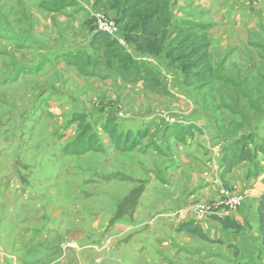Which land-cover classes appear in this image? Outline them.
Wrapping results in <instances>:
<instances>
[{
    "label": "rangeland",
    "instance_id": "rangeland-1",
    "mask_svg": "<svg viewBox=\"0 0 264 264\" xmlns=\"http://www.w3.org/2000/svg\"><path fill=\"white\" fill-rule=\"evenodd\" d=\"M96 1L0 0V232L17 216L15 202L24 205L26 215L39 211L37 204L52 206L59 222L66 220L77 232H84L85 224L93 236L66 242L64 250L97 253L105 249L103 239L110 238L121 246L112 263L127 264L132 252L136 260L142 246L149 248L160 228V219L151 220L168 213L172 205L163 204L168 187L150 185L149 170L155 169H149L152 160L146 156L148 124L137 125L149 117V95L140 87L124 94L121 84L134 85L143 78L149 89V64L137 61V55H156L171 63L207 38L204 29L191 24L178 38L187 37L182 49L177 50L180 44H172L173 34L161 28L148 39L133 41L124 27L122 35L120 23L107 8H95ZM171 1L177 9L176 0ZM97 14L119 25L117 41L94 30ZM194 73L184 76L183 91L209 108L220 94L208 95L212 85L203 82L208 84L209 78ZM218 98L220 103L226 99ZM161 115L157 111L153 119L163 121ZM125 119L134 126H127ZM250 143L253 149L256 143ZM254 159L250 156L248 161ZM150 193L154 198L149 199ZM108 219V229L115 227L119 237L105 231Z\"/></svg>",
    "mask_w": 264,
    "mask_h": 264
},
{
    "label": "crops",
    "instance_id": "crops-1",
    "mask_svg": "<svg viewBox=\"0 0 264 264\" xmlns=\"http://www.w3.org/2000/svg\"><path fill=\"white\" fill-rule=\"evenodd\" d=\"M186 1L191 0H176L177 9L171 0L96 1L95 8H107L113 15L110 17L120 23L122 35L124 27L133 41L148 39L152 31L161 28L173 34L172 44H180L176 49H182L187 37L182 41L178 38L191 24L204 29L207 38L171 63L156 55H137V61L149 64V89L143 78L137 80L140 86L126 81L121 84L124 94L140 87L149 95V117L137 125L148 124L146 156L152 160L149 169H155L149 170L150 185L168 187L163 204L172 205L168 213H159L151 220L160 219V228L149 240V248L142 246L136 260L132 252L127 264H264L258 215L264 200V0L255 6L245 0H206L203 4L192 0L188 5ZM84 4L80 3L82 10L88 11ZM192 72L194 77L209 78L208 84L203 82L206 87L212 85L208 95L220 94L209 108L190 100L183 91V78ZM221 83H225L224 90L214 88ZM221 96L226 97L223 103L218 98ZM156 110L164 114L163 121L153 119ZM165 115L187 124L166 121ZM125 121L134 126L132 120ZM251 140L256 143L253 149ZM250 156L254 161H248ZM154 172L160 175H151ZM230 187L243 196L240 207L227 218L240 226L238 232L224 229L216 217L199 216L195 209L197 201L214 200ZM14 205L17 216L0 232V264H114L112 259L120 254L121 246L116 247L117 242L110 238L103 239L105 249L97 253L64 250L66 242L93 238L85 224L84 232H77L66 220L58 221L52 206L37 204L40 210L26 215L23 204ZM114 230L105 231L119 237ZM257 259L260 262L254 263Z\"/></svg>",
    "mask_w": 264,
    "mask_h": 264
},
{
    "label": "built area",
    "instance_id": "built-area-1",
    "mask_svg": "<svg viewBox=\"0 0 264 264\" xmlns=\"http://www.w3.org/2000/svg\"><path fill=\"white\" fill-rule=\"evenodd\" d=\"M257 0H246L247 5L255 4ZM95 31L110 39L117 41L119 25L103 14L96 15ZM173 120V119H168ZM170 122V121H169ZM183 123V121H181ZM243 202V196L235 188H225L220 195L211 201H197L195 203L196 213L201 217L229 218ZM74 248V245H69Z\"/></svg>",
    "mask_w": 264,
    "mask_h": 264
},
{
    "label": "trees",
    "instance_id": "trees-1",
    "mask_svg": "<svg viewBox=\"0 0 264 264\" xmlns=\"http://www.w3.org/2000/svg\"><path fill=\"white\" fill-rule=\"evenodd\" d=\"M258 215H259V231H260L261 239L264 245V200L261 201V203L259 204ZM217 219L221 221L224 229H232L235 232H238V230L240 229V226L234 223L228 222L227 218H224V219L217 218Z\"/></svg>",
    "mask_w": 264,
    "mask_h": 264
}]
</instances>
